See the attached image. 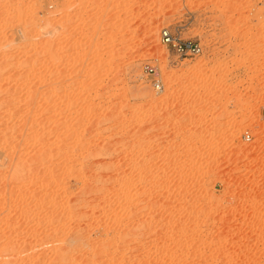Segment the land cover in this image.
<instances>
[{
    "label": "rangeland",
    "instance_id": "1",
    "mask_svg": "<svg viewBox=\"0 0 264 264\" xmlns=\"http://www.w3.org/2000/svg\"><path fill=\"white\" fill-rule=\"evenodd\" d=\"M0 155V264H264V0H0Z\"/></svg>",
    "mask_w": 264,
    "mask_h": 264
},
{
    "label": "built area",
    "instance_id": "2",
    "mask_svg": "<svg viewBox=\"0 0 264 264\" xmlns=\"http://www.w3.org/2000/svg\"><path fill=\"white\" fill-rule=\"evenodd\" d=\"M162 41L167 45L173 46L181 55H197L202 51L200 43L191 39L180 38L178 35L172 34L167 29L162 31ZM147 69L149 74L155 76L153 84L158 90H162L163 84L160 79L156 77L158 74L156 68L154 66H148Z\"/></svg>",
    "mask_w": 264,
    "mask_h": 264
},
{
    "label": "bare ground",
    "instance_id": "3",
    "mask_svg": "<svg viewBox=\"0 0 264 264\" xmlns=\"http://www.w3.org/2000/svg\"><path fill=\"white\" fill-rule=\"evenodd\" d=\"M147 16H148V10L146 9V8H144V9H141V11H139V13L137 14V16H136V18H137V21H143L145 18H147ZM252 57H253V55H252V53L251 52H248L246 55H244V56H242L240 59H239V64L240 65H245V64H248L250 61H251V59H252ZM46 88V87H45ZM45 90V89H44ZM29 112V111H28ZM246 113H251L252 112V109L251 108H248V109H246V111H245ZM28 114V113H27ZM24 115V114H23ZM25 117L26 116H24V117H22V119L24 118L25 119ZM28 118V117H27ZM21 119V120H22ZM23 119V120H24ZM28 120V119H27ZM30 121V120H29ZM25 122H26V119H25ZM28 122V121H27ZM34 123V122H33ZM27 124V123H26ZM34 124H32V126H33ZM28 126H26V128H27ZM31 127V125L29 126V128ZM25 128V127H24ZM21 130H23V129H21ZM27 130H28V128H27ZM26 130V131H27ZM32 132V131H31ZM24 133H26V132H24ZM29 134V133H28ZM26 135V134H25ZM25 135H19L20 137H17V138H21L22 136L24 137ZM25 138H23V140H24ZM17 142V141H16ZM23 142V141H22ZM12 143H13V141H12ZM10 144V143H9ZM20 144V143H19ZM15 145V144H14ZM17 145V144H16ZM19 146V145H18ZM12 148V147H11ZM51 148V147H50ZM49 150V149H48ZM46 154V153H45ZM45 154H38V155H36V157H35V155H34V157H33V159L32 158H29L28 159V161L29 160H33V161H35L36 163H40V162H42V161H44V159L47 157ZM43 155V156H42ZM0 158H1V155H0ZM10 159V158H9ZM13 159V158H12ZM10 162H11V160H9ZM14 161V160H13ZM33 161H30V162H33ZM35 162H34V164H35ZM7 163H9L8 161H7ZM12 164H13V162H12ZM15 164V163H14ZM25 164H28L27 162L25 163ZM11 165V164H10ZM12 166V165H11ZM22 167H23V163H22V165H21ZM26 166V165H25ZM31 167V166H30ZM25 168V167H24ZM27 168V167H26ZM25 168V169H26ZM19 170H21V169H19ZM12 172V171H11ZM19 173V172H18ZM15 175V174H14ZM14 177V176H13ZM125 232V231H124ZM121 234V233H120ZM125 234H127V233H125ZM122 235V234H121ZM125 236V235H124ZM123 236V237H124ZM127 236V235H126ZM80 238V237H79ZM125 239H127V238H125ZM125 241V240H124ZM68 258V257H67ZM75 259V258H74ZM87 259V258H86ZM70 260V259H69ZM85 260V259H84ZM83 260V261H84ZM88 261V260H87ZM72 262V261H71ZM81 262V261H80Z\"/></svg>",
    "mask_w": 264,
    "mask_h": 264
}]
</instances>
